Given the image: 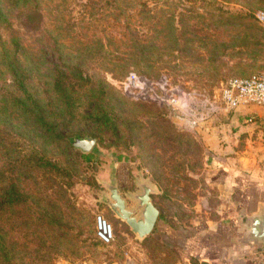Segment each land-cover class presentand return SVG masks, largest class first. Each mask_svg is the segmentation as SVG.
Masks as SVG:
<instances>
[{"label": "rangeland", "instance_id": "374dc122", "mask_svg": "<svg viewBox=\"0 0 264 264\" xmlns=\"http://www.w3.org/2000/svg\"><path fill=\"white\" fill-rule=\"evenodd\" d=\"M40 1L47 33L22 35L25 63L36 69L29 74L31 92L50 106L54 66L69 71L81 62L104 114L90 122L79 100L68 126L57 128L59 138L32 121L12 120L35 165L10 161L0 148V191L16 183L25 198L0 212L12 254L0 264H130L140 256L157 264L164 251L154 240L140 241L103 201L106 184L116 179L125 194L126 186L135 190L136 179L147 178L157 187L153 201L161 215L176 225L229 214L212 180L227 161H219L217 141L234 113L220 95L232 77L264 70V28L255 18L264 0ZM74 81L76 95H85V81ZM13 90V74L0 63L3 117H15L5 105ZM76 135L97 139L90 161L71 143ZM99 214L113 224L111 244L96 235Z\"/></svg>", "mask_w": 264, "mask_h": 264}, {"label": "crops", "instance_id": "0c3cea01", "mask_svg": "<svg viewBox=\"0 0 264 264\" xmlns=\"http://www.w3.org/2000/svg\"><path fill=\"white\" fill-rule=\"evenodd\" d=\"M229 111L234 112L227 124L230 130L217 141L222 142L217 153L227 161L212 177L229 214L190 226L176 225L160 214L145 239L164 251L157 264H264L263 243L248 239L243 224L264 207V106L248 104ZM167 254L170 261L165 260ZM139 259L130 264H155L148 257Z\"/></svg>", "mask_w": 264, "mask_h": 264}, {"label": "trees", "instance_id": "16d2710c", "mask_svg": "<svg viewBox=\"0 0 264 264\" xmlns=\"http://www.w3.org/2000/svg\"><path fill=\"white\" fill-rule=\"evenodd\" d=\"M229 16L230 19L236 18V15L232 13ZM44 21L40 0H0V63L13 74L14 78V90L5 105L15 112V117H11V113L6 117L0 115V148L7 150L10 161L22 162L24 166L35 164L31 161L32 155H27L28 151L26 150L29 149L25 148L28 139L21 137V132L17 133L13 130L15 128L12 123L14 118L19 117L26 122L32 121L44 135L48 134L59 138L63 134L57 128L68 126V121L71 119L66 118L76 114L74 106L79 100H82V107H85L83 112L91 119L90 122L97 124L98 121H101L99 118L104 114L103 106L95 93L96 84L91 75H88L87 79L83 78L81 62L69 64V71L62 69L59 65L54 66L53 79L50 82L47 81L51 85V98L54 99L50 106L31 92L28 81L29 74L33 69H36L35 66L25 63L28 52L27 46L24 45V38L44 37L47 33ZM76 69H79L80 75L73 72ZM75 77L80 81H85L88 90L86 93L84 92L85 95H76V85L80 83L74 81ZM83 86L85 87L84 84ZM100 88L101 90L105 89L103 85ZM21 143H24V146ZM24 150L26 155L22 153ZM82 155L86 161H90L93 157L92 152ZM40 158L43 159V157ZM35 163L38 164L37 161ZM47 163L44 165L46 166ZM50 166L55 167L56 165ZM23 195L16 183H10L7 188L0 191V212L14 208L16 202L25 199ZM9 249L11 250L5 242L4 234L0 232V257H3L4 260L12 255Z\"/></svg>", "mask_w": 264, "mask_h": 264}, {"label": "water", "instance_id": "95a60500", "mask_svg": "<svg viewBox=\"0 0 264 264\" xmlns=\"http://www.w3.org/2000/svg\"><path fill=\"white\" fill-rule=\"evenodd\" d=\"M94 137H81L76 135L70 141L77 149L89 153L96 144ZM136 189L122 193L117 180L114 179L106 186L109 195L103 199L116 216L126 222L140 241L145 240L154 230L161 214L160 209L153 201V194L157 192L156 185L147 178L136 179ZM128 199L134 202L130 205ZM247 228V236L250 240L263 243L264 250V207L257 214L247 216L243 221Z\"/></svg>", "mask_w": 264, "mask_h": 264}, {"label": "built area", "instance_id": "2783aa9c", "mask_svg": "<svg viewBox=\"0 0 264 264\" xmlns=\"http://www.w3.org/2000/svg\"><path fill=\"white\" fill-rule=\"evenodd\" d=\"M255 18L264 28V10L257 11ZM220 99L230 110L248 104L264 106V70L245 77H232L222 88ZM113 229V224L103 214L97 215L96 235L100 241L111 244L115 240Z\"/></svg>", "mask_w": 264, "mask_h": 264}, {"label": "flooded vegetation", "instance_id": "af4514ba", "mask_svg": "<svg viewBox=\"0 0 264 264\" xmlns=\"http://www.w3.org/2000/svg\"><path fill=\"white\" fill-rule=\"evenodd\" d=\"M132 188H133V186L128 185V187L126 186L125 190H126V189L129 190V189H132Z\"/></svg>", "mask_w": 264, "mask_h": 264}]
</instances>
